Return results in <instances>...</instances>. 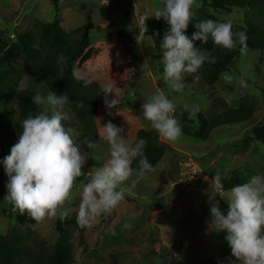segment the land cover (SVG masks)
I'll return each mask as SVG.
<instances>
[{
    "label": "rangeland",
    "instance_id": "obj_1",
    "mask_svg": "<svg viewBox=\"0 0 264 264\" xmlns=\"http://www.w3.org/2000/svg\"><path fill=\"white\" fill-rule=\"evenodd\" d=\"M161 7L158 0H0V28L9 40L15 39V33L36 30L46 21L56 20L73 37L77 36L78 27L94 24L89 31L91 56L79 65V77L92 79L101 86L114 84V93L107 94V99L116 95L120 101L109 115L105 94L100 100L95 115L97 137L85 133L73 112L65 107L66 120L62 124L73 129L75 142L89 155L82 169L85 175L78 178L65 202L70 210L67 218L54 216L35 221L27 211L24 214L13 211L4 201L7 176L0 165V234L9 228H30L51 245L58 236V219L67 221L71 224L73 264H166L168 260L170 264H186L181 254L185 251L209 261L230 264L235 260L225 240L226 233L210 227L207 201L211 189L209 181L203 179L215 173L223 178L238 173L247 181L254 174H264V145L251 137L253 125L264 121V52L241 50L224 72L232 77L230 82L221 75L214 86L208 87L197 74L184 73L185 88L173 91L162 78V56L155 49L148 29L149 22L156 19L155 10ZM200 9L214 14L218 21L231 18L234 31L242 25L245 12V9L214 10L196 0L194 12ZM140 15L147 16V30L137 40ZM123 30L126 31L123 36L117 34ZM27 82L23 79L20 85L23 87ZM35 88L36 95L46 97L47 92L40 85ZM156 92H162L176 105L174 116L182 127L186 124L182 118L187 112L184 105H198L201 112L210 116L236 107L240 97L250 95L255 111L245 122L215 128L207 140L182 132L179 139L169 141L143 116L142 104ZM5 96L0 93V111H4L0 117V159L10 153L22 131L16 100L7 102ZM218 98L223 100L222 105L214 104ZM41 109L51 113V106L46 103L41 104ZM109 121L122 127L121 135L132 142L139 129L153 130L167 148L154 171L135 184L133 176L121 185L125 191L123 201L99 216L91 227H80L76 215L82 184L109 157V145L102 138V126ZM89 139L96 145L92 149L86 146ZM189 159L200 168L198 179L184 173ZM229 191L220 192L221 211L227 208Z\"/></svg>",
    "mask_w": 264,
    "mask_h": 264
},
{
    "label": "clouds",
    "instance_id": "obj_2",
    "mask_svg": "<svg viewBox=\"0 0 264 264\" xmlns=\"http://www.w3.org/2000/svg\"><path fill=\"white\" fill-rule=\"evenodd\" d=\"M163 7L154 12L156 19L163 18L170 26L161 42L163 80L173 91L185 88L184 73H196L205 62L215 64L216 58L207 50L195 46L196 41H207L224 49L233 50L241 46L246 48L247 34L234 32L233 21L207 19L193 24L196 29L191 37L186 34L190 22L195 16L196 0H161ZM146 15H140V36L147 30ZM68 57L61 54L59 62L66 63ZM73 74L79 78V69L73 67ZM225 81H231L228 73H223ZM92 79H84L85 86ZM114 84H104L100 93L105 94L104 104L108 114L120 103L118 97L109 100L107 94L113 92ZM36 104L51 106V113L40 112L29 115L22 121V131L17 141L10 148V153L0 159L7 181L4 201L20 214L27 211L35 221L46 217L58 216L65 219L70 210L65 207L70 192L78 178L85 175L82 171L88 154L81 144L75 142L73 129L66 128L65 107L69 101L68 93L57 95L49 90L46 97L36 95ZM77 108L83 103L77 102ZM143 116L166 140L176 141L182 136V126L175 118L176 105L162 92L151 95L142 104ZM189 118L195 119L200 112L198 105H184ZM102 138L109 145V157L82 184L81 202L76 215L80 227H91L99 216L110 212L125 198L121 185L135 176L133 184L154 171V166L144 154L147 140L138 138L134 142L121 135L124 129L107 122L102 126ZM88 149L94 148L95 142L86 141ZM138 159L137 167L133 161ZM210 227L217 232L226 233L225 240L235 258L230 264H264V174H254L246 182L233 186L227 196V208L221 211L215 197L224 190L220 173L209 180ZM127 227V225H126ZM170 264V260L166 261Z\"/></svg>",
    "mask_w": 264,
    "mask_h": 264
},
{
    "label": "trees",
    "instance_id": "obj_3",
    "mask_svg": "<svg viewBox=\"0 0 264 264\" xmlns=\"http://www.w3.org/2000/svg\"><path fill=\"white\" fill-rule=\"evenodd\" d=\"M158 1L162 4L161 0ZM202 1L206 6L219 11L245 9L242 25L233 31L246 32L248 37L246 48L264 52V0ZM207 19L218 21L214 14L204 9L195 11L186 34L191 37L196 31L193 24ZM94 27V24L82 25L75 29L77 36L73 37L62 29L56 20L46 21L36 30L28 29L15 33L14 40H9L5 31L0 28V93L6 94L4 100L7 102L11 99L16 100L20 120L23 121L29 115L35 116L43 112L41 104L33 102L36 96L35 85L38 84L47 93L49 90L56 92L57 95L68 93L69 101L73 103L66 107L73 112L85 133L97 137L95 115L98 104L104 96V93H100L101 85L93 81L85 86L84 79L77 78L73 74V67L78 68L91 56L89 31ZM169 27L163 18L153 19L148 25L151 41L161 56L163 54L161 42ZM125 32V30L118 31L117 34L123 36ZM195 46L209 51L216 58L215 64L205 62L195 73L208 87L214 86L219 77L228 71L229 65L241 51V46L233 50L224 49L214 44L211 37L207 41H196ZM61 54L68 57L66 63L59 62ZM19 59L21 61L17 64ZM23 79H27L28 82L22 87L20 82ZM77 102H82L83 107L77 108ZM214 104L222 105L223 100L215 99ZM254 111V101L250 95L240 97L236 107L223 109L210 116L200 111L195 119H190L187 111L182 115L186 122L182 132L193 138L207 140L215 128L245 122L253 116ZM3 114L4 111H0V117ZM251 137L264 145V121L253 125ZM138 138L147 140L144 154L155 167L165 154L167 146L158 141L153 130L139 129L133 142ZM137 165L138 159L133 161L132 166L135 168ZM221 179L224 185L222 192L246 182L238 173H232L229 178L221 177ZM216 199L220 203L223 202L220 192ZM70 226L71 224L67 221L58 219V236L51 245H47L46 241L30 228L26 230L9 228L4 234H0V264H73ZM181 254L186 264H227L221 260H204L199 255L188 251Z\"/></svg>",
    "mask_w": 264,
    "mask_h": 264
},
{
    "label": "built area",
    "instance_id": "obj_4",
    "mask_svg": "<svg viewBox=\"0 0 264 264\" xmlns=\"http://www.w3.org/2000/svg\"><path fill=\"white\" fill-rule=\"evenodd\" d=\"M185 166H186V170L184 173L187 174V177H190V178H193V179H198L196 176H197V169L200 170V168L198 167V165L194 166L192 161L189 159L186 163H185ZM190 169V170H189ZM189 170V171H188ZM200 172V171H199ZM183 173V174H184ZM207 176V175H205ZM200 179H202V177H199ZM211 179V177H209V180ZM205 180V179H203Z\"/></svg>",
    "mask_w": 264,
    "mask_h": 264
}]
</instances>
